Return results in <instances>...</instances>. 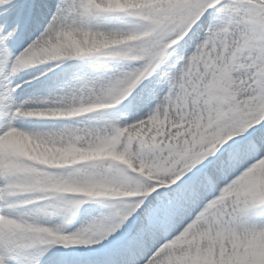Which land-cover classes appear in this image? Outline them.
Returning a JSON list of instances; mask_svg holds the SVG:
<instances>
[{"label":"snow or ice","instance_id":"obj_1","mask_svg":"<svg viewBox=\"0 0 264 264\" xmlns=\"http://www.w3.org/2000/svg\"><path fill=\"white\" fill-rule=\"evenodd\" d=\"M0 264H264V0H0Z\"/></svg>","mask_w":264,"mask_h":264}]
</instances>
